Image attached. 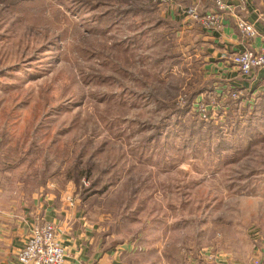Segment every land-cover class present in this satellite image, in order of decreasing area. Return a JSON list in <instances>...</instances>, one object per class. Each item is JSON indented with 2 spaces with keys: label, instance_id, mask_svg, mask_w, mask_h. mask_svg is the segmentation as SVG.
<instances>
[{
  "label": "rangeland",
  "instance_id": "rangeland-1",
  "mask_svg": "<svg viewBox=\"0 0 264 264\" xmlns=\"http://www.w3.org/2000/svg\"><path fill=\"white\" fill-rule=\"evenodd\" d=\"M80 1L0 0V196L69 201L106 249L152 264H249L264 253V92L214 93L219 62L184 13L211 3Z\"/></svg>",
  "mask_w": 264,
  "mask_h": 264
},
{
  "label": "crops",
  "instance_id": "crops-1",
  "mask_svg": "<svg viewBox=\"0 0 264 264\" xmlns=\"http://www.w3.org/2000/svg\"><path fill=\"white\" fill-rule=\"evenodd\" d=\"M223 1L228 9L220 12L224 15L221 30L214 33L202 30L204 32L200 31V37L206 42L209 53L207 57L211 60L216 57L219 62L217 68L220 69L219 79L222 82L220 89L224 91L230 87L244 92V89H249V94L253 97L264 92V71L255 70L250 77L244 78L221 58V54L226 49L243 52L264 48V25L258 20L259 14L264 12V0H248L244 9H240L235 0ZM216 10L207 9L201 14ZM234 16L250 22L257 32L256 38L243 39L234 24ZM170 18L176 20L174 15ZM214 92L217 94L218 90ZM73 205L63 199L57 202L52 196L16 204L0 196V264H18L16 256L23 248L30 227L36 221L54 225L67 254L65 264H152L150 255L153 252L140 247L135 249L131 243L106 249L101 245L96 231L84 222L80 211ZM154 256L162 264L161 253L156 251ZM219 262L224 264L221 260Z\"/></svg>",
  "mask_w": 264,
  "mask_h": 264
},
{
  "label": "built area",
  "instance_id": "built-area-1",
  "mask_svg": "<svg viewBox=\"0 0 264 264\" xmlns=\"http://www.w3.org/2000/svg\"><path fill=\"white\" fill-rule=\"evenodd\" d=\"M159 4L167 0H157ZM215 4L217 11L200 14L194 7L186 9L185 17L198 25L201 30L210 31L222 24L221 11L228 9L223 0H208ZM240 9H244L248 0H235ZM222 13V12H221ZM259 22L264 25V12L259 14ZM234 23L240 35L245 40L256 38L257 32L253 25L247 20L234 17ZM221 58L244 78L250 77L255 70L264 71V48L260 50H245L243 52H228L221 54ZM217 95L224 99L232 96L234 99L243 97L242 92L237 89L228 88L218 90ZM69 202V201H68ZM66 251L58 239L54 225L51 223H40L36 221L29 229L23 248L16 256L18 264H65ZM216 255L210 253H199L198 257L189 258L186 264H220ZM249 264H264V253L257 250Z\"/></svg>",
  "mask_w": 264,
  "mask_h": 264
},
{
  "label": "trees",
  "instance_id": "trees-1",
  "mask_svg": "<svg viewBox=\"0 0 264 264\" xmlns=\"http://www.w3.org/2000/svg\"><path fill=\"white\" fill-rule=\"evenodd\" d=\"M2 1H4L5 3H8V2H10V3H12V5H14V4H17L19 1H21V0H2ZM74 1H76L78 4L81 2L80 0H74ZM149 1H151V0H149ZM152 2L154 3V4H156V3H158V1L157 0H152ZM210 3H211V6H212V8H215L216 9V6H215V4L213 3V2H211V1H209ZM217 11V10H216ZM215 11V12H216ZM238 90V89H237ZM214 91H215V89H214ZM238 91H241L242 92V95H243V97L244 96H246V92H244L243 90H238ZM215 93V92H214ZM195 96L196 95H198V93H195L194 94ZM192 96V95H191ZM165 99H164V101H165V103H166V101L167 102H169L170 103V101L168 100L169 99V96H167L166 94L163 96ZM191 97H189V99H190ZM168 110L169 111H171L173 108H175V106H174V102L173 103H171V104H169V106H168ZM177 109V108H176ZM183 114H185V110H178L177 109V111L174 113V114H172V115H170V116H165V118H172L173 116H178V117H180L181 115H183ZM173 126H174V124H173ZM204 133H206V134H204ZM191 135H200V136H202V137H205V136H207V132H206V130L205 131H202V129H194V128H192V130H191ZM154 140L152 139V140H150V142H153ZM75 181H78L77 179L75 180Z\"/></svg>",
  "mask_w": 264,
  "mask_h": 264
}]
</instances>
